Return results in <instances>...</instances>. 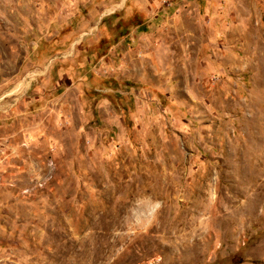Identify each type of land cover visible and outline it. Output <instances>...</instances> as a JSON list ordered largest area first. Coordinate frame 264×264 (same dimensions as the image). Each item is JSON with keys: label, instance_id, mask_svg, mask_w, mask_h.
Returning a JSON list of instances; mask_svg holds the SVG:
<instances>
[{"label": "rangeland", "instance_id": "obj_1", "mask_svg": "<svg viewBox=\"0 0 264 264\" xmlns=\"http://www.w3.org/2000/svg\"><path fill=\"white\" fill-rule=\"evenodd\" d=\"M0 264H264V0H0Z\"/></svg>", "mask_w": 264, "mask_h": 264}]
</instances>
